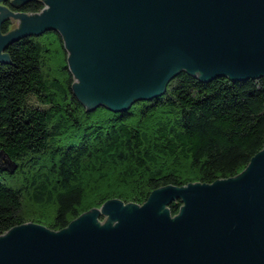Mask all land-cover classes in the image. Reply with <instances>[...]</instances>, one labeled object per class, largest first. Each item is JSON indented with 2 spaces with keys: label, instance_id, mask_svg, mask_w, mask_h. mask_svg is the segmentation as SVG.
<instances>
[{
  "label": "water",
  "instance_id": "water-1",
  "mask_svg": "<svg viewBox=\"0 0 264 264\" xmlns=\"http://www.w3.org/2000/svg\"><path fill=\"white\" fill-rule=\"evenodd\" d=\"M9 1L44 9L15 12ZM52 31L88 110H128L182 72L264 77V0H0V62L14 43ZM0 264H264V149L233 178L161 187L143 205L112 199L58 232L14 227L0 236Z\"/></svg>",
  "mask_w": 264,
  "mask_h": 264
},
{
  "label": "trees",
  "instance_id": "trees-1",
  "mask_svg": "<svg viewBox=\"0 0 264 264\" xmlns=\"http://www.w3.org/2000/svg\"><path fill=\"white\" fill-rule=\"evenodd\" d=\"M10 9L28 14L41 1ZM3 25V33L11 29ZM0 62V236L27 223L61 231L112 199L143 205L161 187L236 177L264 149V77L187 72L125 111L88 110L56 31L14 43ZM181 200L170 204L179 214Z\"/></svg>",
  "mask_w": 264,
  "mask_h": 264
},
{
  "label": "rangeland",
  "instance_id": "rangeland-1",
  "mask_svg": "<svg viewBox=\"0 0 264 264\" xmlns=\"http://www.w3.org/2000/svg\"><path fill=\"white\" fill-rule=\"evenodd\" d=\"M7 6H8V5H7ZM8 7H9V6H8ZM11 10H12V9H11ZM13 11H14V10H13ZM15 12H16V11H15ZM9 21H11V23H12V25H13V22H12V20H11V19H9ZM101 221H104V220H102V219H101Z\"/></svg>",
  "mask_w": 264,
  "mask_h": 264
}]
</instances>
